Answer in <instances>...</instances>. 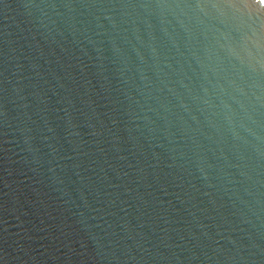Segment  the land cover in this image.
<instances>
[{
  "label": "water",
  "instance_id": "water-1",
  "mask_svg": "<svg viewBox=\"0 0 264 264\" xmlns=\"http://www.w3.org/2000/svg\"><path fill=\"white\" fill-rule=\"evenodd\" d=\"M0 264H264V0H0Z\"/></svg>",
  "mask_w": 264,
  "mask_h": 264
}]
</instances>
